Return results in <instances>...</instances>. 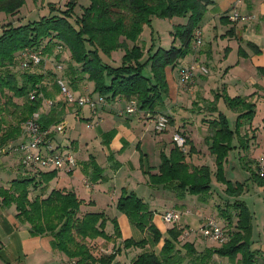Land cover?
<instances>
[{
    "label": "trees",
    "instance_id": "trees-1",
    "mask_svg": "<svg viewBox=\"0 0 264 264\" xmlns=\"http://www.w3.org/2000/svg\"><path fill=\"white\" fill-rule=\"evenodd\" d=\"M79 1L68 0L64 8L48 4V15L37 21L17 25L6 21L0 26V152L20 139L23 123L41 107L39 94L48 98L49 82L53 81L54 90L59 92L53 70L41 67L19 69V56L24 51L40 50L46 56L47 52L57 51L60 46L62 52L69 54L71 64L65 69L73 75L70 82L67 77L69 85L85 80L93 84L92 92L105 101L134 100L137 111L155 116L163 114L161 110L169 98L166 71L179 67L183 59L193 54L194 32L209 7L214 5L213 0H86V5H80ZM24 3L25 0H0V14L15 17ZM77 5L81 11L75 16ZM152 17L186 19L185 24L173 26L171 46L166 50L160 47L154 50L151 46L145 52L139 44L143 28L150 26ZM220 20L226 21L227 18L222 16ZM116 51L123 54L120 63L113 65L109 62L110 56ZM32 95L34 98L30 99ZM225 104L236 114L232 128L214 102L209 103L207 109L216 114L207 122L205 138L208 151L214 156V174L207 166L189 165L185 153L174 145L168 155H160L157 174H151L150 169L146 171L151 186H175L190 196H199L209 193L213 175L218 183L225 185L226 196L237 199L244 194L246 182L232 184L227 181L223 166L230 151L235 149L234 139L239 148L245 145L240 133L244 127L250 129L256 106L249 97L240 96L226 97ZM167 118L171 125L172 121ZM41 126L47 127L46 124ZM184 138L186 144H190L188 138ZM193 151L190 146L188 154ZM238 158L249 173L246 181L264 187V175L260 174L258 163L247 161L245 157ZM55 177L56 171H51L12 180L7 189L0 187L3 205L15 207L16 217L28 225L30 234L52 236L55 249L67 260L75 264H113L119 250L104 254L91 242L97 238L107 242L119 239L120 231L115 220L111 221L113 234L109 236L105 233V215L82 213L83 201L73 192L54 189L46 197L29 196L31 189L35 191ZM231 206L235 223L229 213L220 210L222 218L227 221L225 233L228 241L208 251L207 258L217 255L231 262L237 260L238 264H264V256L258 250L250 249L251 213L239 200ZM116 209L142 233L148 234V239L124 240L122 249L143 250L147 245L154 248L159 244L161 234L152 223L153 213L140 198L133 193H123ZM182 232L176 227L170 228L158 254L152 250L143 251L130 264H181L176 244ZM183 248L189 255L195 252L190 244L185 243Z\"/></svg>",
    "mask_w": 264,
    "mask_h": 264
},
{
    "label": "crops",
    "instance_id": "crops-1",
    "mask_svg": "<svg viewBox=\"0 0 264 264\" xmlns=\"http://www.w3.org/2000/svg\"><path fill=\"white\" fill-rule=\"evenodd\" d=\"M231 1L232 0H229V3ZM243 2L246 4L241 6ZM224 4H228V1ZM228 6L229 5H225L220 14V11L217 12L215 10L214 5L209 7V9H212V13L214 10L216 11L214 14L218 17L221 18L224 16L227 18L226 21L220 20V22L221 24L229 23L230 25L228 28L232 24L234 28L238 26L239 20L232 22L229 19V15L232 12H236L240 15L239 9L241 7L245 10L244 14H254L257 17H262L264 20V0L256 2L251 0H236L231 4L230 9ZM254 26V24L251 25L252 30ZM66 54L69 57L68 53H65V55ZM62 56L63 55L59 57L62 58ZM192 56L193 54L183 59L180 65H187L194 62L195 59H193ZM199 56L201 57L200 61H198L200 64V62H203L204 55ZM63 60L65 59L63 58ZM44 69H51V67L46 66ZM175 69L176 72L174 74L173 70ZM175 69L170 70L171 72L173 71L172 73L170 72L171 74H169L168 70L166 71L169 98L165 101V106L161 110V113L170 118L172 124L168 125L166 130L160 134L153 130L151 124L152 120L142 111H137L132 115H118L117 112L124 110L128 103L123 99L105 101L104 106H98L96 111H93L90 107H77L76 105L74 106L73 104L71 105L64 102L60 98L62 96L59 92H52L50 88L47 87L48 98H44L45 100H51L53 106L47 107L41 100V107L37 110L40 124H46L47 128L62 124L64 131L61 134H65L67 130L65 120L68 116L64 113L67 108L74 110V113L71 112L69 117H74L76 120L78 119L84 125L95 124V127L92 128L91 131L85 129L84 133L81 130L77 132L76 135L72 133L69 134L67 139H65V144L60 142L57 136L58 134H51L49 140L51 141L52 147L61 152L72 153L76 161L75 167L68 173L56 171V177L53 180L47 185L37 187L35 191L31 189L29 196L34 197L36 195H42V197H46L54 189L73 192L79 200L83 201V205L80 208L82 213H103L105 215L107 218L105 233L109 236L113 234V224L111 221L115 220L120 231L119 239L114 242H107L101 238H97L91 242L92 245L98 248L99 252H103L104 254H110L115 250H119L113 264H130L131 261L143 251L152 250L155 254L158 253L155 252L156 247L152 248L150 245H147L143 250L134 247L122 249V242L124 240L133 239L139 241L141 239H148V234L142 233L126 215L118 212L116 209L117 201L123 193H133L140 198L146 204L148 210L153 213L152 223L159 230L155 215L158 205L155 203V197L152 195V191L157 192L155 189L158 188V186H151L149 184L148 174L146 173V171L151 168V174H157L159 164L157 165V161H155L152 164L149 163L147 165V167L149 166L148 168L143 164L142 167L139 168V154H144V147H147L148 150L154 154L161 153L168 155L171 148L175 145L172 142V135L174 133H180L181 135L184 133L190 142V144H186V162L194 167L207 166L212 174L215 172L214 156L209 153L205 138L207 137V122L214 119L216 114L208 111V104L211 101H206L205 97L207 96L205 95L204 98L202 97L203 93L206 91V87H210L211 85V81L207 79L209 74L208 72L203 74L197 70L195 72V82L191 90H189V93H186L178 85V68ZM63 76L64 73L62 74V77ZM77 85H79L80 88L72 90L77 97L86 96V94L96 97L99 96L92 93V83L83 80L77 83ZM256 85L259 87L250 90L245 88L247 85L241 82L232 81L231 84H228V87H231L234 92L231 93L230 97L250 96L249 99L256 106V115L250 129L244 127L240 133V137L245 139V145H241L239 148L237 140L234 139L233 146L235 149L230 151L227 161L223 166L224 177L227 181L232 184L246 182L244 194L237 199L226 196L224 193L225 185L218 183L212 175L210 191L208 194L202 195L203 197L205 196L204 198L200 197L201 195L190 196L186 193V195H188V200H186L184 192L177 190L175 186L163 187L164 189H171L172 192H177V194L181 196L180 201L173 202V207L172 205L169 208L165 207L164 213L170 210H174L177 213L179 212V214L183 216H190L194 213L197 218H199L200 222H203L205 217L210 214L208 207L214 206L212 205V200L217 196L230 205L229 210L226 208L224 210L220 208V210L223 212L226 211L227 213L229 211V215H233L231 216L232 222L235 223V213L232 214L231 212V205L234 201L239 200L246 205L244 198L249 196L250 187L256 189L257 193L264 192V187H259L252 184L250 181H246L249 178V173L245 169L246 166L243 167L241 160L238 158L239 156L245 157L247 161L258 163L259 167L264 170V114H262V110L260 111L261 108L259 107L260 103L264 104V87L260 86L258 83H256ZM240 88L243 89L240 91ZM210 92L212 91L210 90ZM193 93L194 96L191 98L193 99L191 100L192 104H196V102L201 103V101L204 104V107H201L200 104L197 105L198 110L194 113L195 116L190 113L191 111L188 104V99H190L189 97ZM198 95H201V101H199L201 97ZM197 96L198 100H194ZM203 115H207V117ZM93 130L96 131L93 132ZM251 130H255V132H250ZM190 146L194 148V151L188 154ZM144 155L145 158H147V154L145 153ZM12 156L15 157V162H13L12 165L10 161H5L6 158L0 157V187L5 189H7L9 183L16 178H32L36 176L38 172H41H35L23 167V165H21L20 153H12ZM2 166H5L6 170L3 171ZM42 172L48 173L51 171ZM240 173H243V175L241 176ZM194 197H200L201 201L195 204L196 198ZM254 200L255 197L252 198V202ZM258 200H255L256 204L261 202L259 198ZM187 201L193 203L191 208H188L189 205ZM193 207L196 208L194 212L190 210ZM247 208L251 213L252 225L254 212L250 210L249 206H247ZM220 216L222 217L221 213ZM172 227H176L177 230L183 231L178 239V242L184 240V243L181 244L182 248H176L179 257H181V264L216 263L217 260H215V255H212L211 258L208 259L207 253L217 247L214 245H212V247H208L207 245L197 247L198 241L190 239L188 235H185L186 231L190 228L185 220H183V223H175L171 228ZM183 236L185 238H182ZM185 243L190 244L195 250L189 258H185L184 255V253H186V250L183 248ZM161 246L162 242L158 244V251H160ZM179 250H182V252L179 253ZM255 250H258L264 256V243H261ZM65 261H67V258L55 249L52 236H34L30 234L28 225L21 218L16 217L15 207L13 205H3L0 197V264H63ZM236 262L237 260L231 263L234 264Z\"/></svg>",
    "mask_w": 264,
    "mask_h": 264
},
{
    "label": "rangeland",
    "instance_id": "rangeland-1",
    "mask_svg": "<svg viewBox=\"0 0 264 264\" xmlns=\"http://www.w3.org/2000/svg\"><path fill=\"white\" fill-rule=\"evenodd\" d=\"M68 0H36L34 3L32 0H25L24 5L20 9L19 13L15 17L6 16L5 14H0V26L4 23L11 22L16 23L15 25L21 23L26 24L28 22L37 21L40 17L48 15V4H52L54 7L58 8H64L66 2ZM215 2L214 7L219 14L221 11H223V7L225 5H229V9L231 4L235 2L236 0H232L229 3V0H213ZM226 1H228V4H224ZM253 2L260 1V0H251ZM80 5H86V0L79 1ZM220 3V6H219ZM246 4L243 2L241 4ZM212 9H209L208 12L205 14L203 20L200 23V27L197 29L201 32V41L198 45H195V42L193 41V59L194 62L192 64H199L198 61H200L201 57L199 55H204L203 62H200V65L204 66L209 74L207 79L211 81L210 87H206V91L203 93V98L205 97L206 101H211L209 103L214 102V104L218 107L217 110L220 112H224L227 121L229 123V126L232 128L236 119V114L225 104V98H233L230 97L231 93H234L231 87H228V84H231L233 82H241L242 84H246L248 89H253L259 87L256 85L258 83L260 86L264 87V20L260 16H256L254 14H244V9L241 7L239 9L240 13V19L238 21V26L235 28L229 23L227 24H221L220 17L215 15V10L213 13L211 12ZM81 8L80 6H76L75 8V16L80 14ZM252 16L251 20L243 19L244 17ZM6 18V19H5ZM16 19H20L19 21ZM186 19L184 18H172V19H160L156 17L151 18L150 26H144L142 34H141V43H139L145 50H148L151 46H153V49L162 48V49H168L171 46L172 37L170 32L173 31V26L178 24H185ZM231 23V22H230ZM254 24V29H251V25ZM196 30V31H197ZM194 40V39H193ZM253 46V47H252ZM57 50V49H56ZM121 51L113 52L110 56V63L113 65H118L120 63V58L122 56ZM62 56L60 58L59 56ZM69 55V54H68ZM46 56L49 58H53L57 62L60 60V63L64 66L63 73L65 76L66 84L69 90H71V94L73 97H77L75 92L72 90L79 89V85H69V82L72 80L73 75L69 71H66V66L70 63L69 57L67 54L65 55V52L62 51H55L50 50V53L47 52ZM45 56V57H46ZM58 58L60 60H58ZM190 58V57H189ZM47 67H51L52 64L48 63L46 65ZM41 65V68L44 69V67ZM178 68V67H177ZM49 69V70H51ZM174 71V72H173ZM172 72L175 74L176 69ZM169 74L172 72L168 70ZM171 72V73H170ZM62 73V74H63ZM68 77V80H67ZM198 79V78H197ZM48 88H50V91L55 92L54 90V82H49L47 85ZM192 87V86H191ZM243 88H240V91ZM191 90V88H190ZM210 90L212 92H210ZM186 93H189V91H185ZM93 93V92H92ZM200 94V93H197ZM87 96H90L92 99H96V96H91L89 94H86ZM194 96V93L190 95V99H188V104L190 107V113L194 115V113L198 110L197 105L200 104L201 107H204L203 102L201 101L202 97L199 99L201 103L192 104L191 99ZM198 96L194 100H198ZM96 97V98H95ZM250 97V96H249ZM64 102L66 100L63 97H60ZM216 99V101H215ZM190 101V102H189ZM72 105V104H71ZM74 105V104H73ZM75 106V105H74ZM199 106V108H200ZM84 108H88L87 106H83ZM259 107L262 110V114H264V104L260 103ZM98 108V107H97ZM218 111V112H219ZM74 113L73 109L67 108L65 109V114L68 116L65 120L66 124V132L65 134H58V138L62 144H65L69 134L76 135L77 132L83 131L85 132V129H89L91 131L92 128H94L95 124L91 125H84L82 124L78 119H74V117H69L70 113ZM261 113V112H260ZM162 115L166 116L165 114H156L153 116V118ZM207 117V115H203ZM167 117V116H166ZM75 120V121H73ZM152 127L154 126L153 121H151ZM169 125V124H168ZM205 126V125H204ZM86 127V128H85ZM168 127V126H167ZM203 127V126H202ZM154 130V129H153ZM96 130H93L95 132ZM204 132V131H203ZM250 132H255V130H251ZM160 134V133H159ZM184 135V133H182ZM182 135V136H183ZM201 135V131H200ZM185 136V135H184ZM186 137V136H185ZM202 137V136H201ZM187 138V137H186ZM144 154H147V158H145L144 154H139V168L142 167V164L146 167L149 163H154L157 161V165L160 163V155L154 154L153 152H150L147 147H144L143 150ZM10 154V155H9ZM9 155V156H8ZM0 157L6 158V162L10 161L11 165L13 162H15V157L12 156V153L1 151ZM189 157V156H188ZM212 157V156H211ZM213 158V157H212ZM3 171L6 170L5 166H2ZM151 170V168H149ZM241 176L243 173H240ZM156 191H152L153 197H155V203L158 205L156 218H157V224L159 225V232L161 234V240L160 242L164 241V239L168 238V229L171 228V226H174V224H168L164 222L162 214L164 213V208L166 207H173V202L180 201L181 196L177 194V192H172L171 189H164L163 187L156 188ZM256 189H253L250 187L248 194L249 196H246L244 198V201L246 202V205L250 207V210L254 212V217L250 229V238H249V244L250 249L255 250V248H258V246L261 245V243H264V192L257 193ZM255 192V193H254ZM254 193V194H253ZM32 197V196H31ZM184 197L186 200H188V195L184 192ZM200 197H203L202 195ZM200 197H194L196 198V203L198 204L201 200ZM205 197V196H204ZM203 197V198H204ZM255 197V200L260 199L261 202H258L256 204L255 200L252 202V198ZM259 201V200H258ZM183 203V202H182ZM189 207L191 208V205L193 204L191 201H187ZM254 203V204H252ZM223 199H220L219 197L215 196L212 200V205L209 206L208 209L210 211V214L207 215L210 217L215 218L219 226L224 230L227 231V221L220 216V208L224 210L225 208L229 210L230 205ZM193 206V205H192ZM195 207V206H194ZM192 208L193 212L196 211V208ZM181 208V207H179ZM232 209V208H231ZM170 210V209H168ZM232 214H234V210L232 209ZM250 212V211H249ZM229 213V211H228ZM201 214V213H200ZM233 216V215H231ZM178 221L176 223H183V220L186 221V223L190 226L189 230L186 231L185 235H188L190 239L197 240V247H203L207 245L208 247H212L214 245L215 247L222 246L218 243L207 241L203 235L201 230V224L203 222H200L199 218L193 213L192 215H180L178 212ZM153 219V218H152ZM160 219V220H158ZM162 222V224H161ZM230 227V226H229ZM187 236V237H188ZM186 237V238H187ZM182 238H185L184 236ZM159 242V243H160ZM184 243V240H181L177 243L176 248H182V245ZM155 252H158V244L155 246ZM182 250H179V253H181ZM157 253V254H158ZM185 258H189V254L186 252L184 253ZM216 263L214 264H232L231 261L227 258L218 257L215 255ZM234 264H238L237 262Z\"/></svg>",
    "mask_w": 264,
    "mask_h": 264
},
{
    "label": "built area",
    "instance_id": "built-area-1",
    "mask_svg": "<svg viewBox=\"0 0 264 264\" xmlns=\"http://www.w3.org/2000/svg\"><path fill=\"white\" fill-rule=\"evenodd\" d=\"M241 17L238 13L232 12L229 15L230 21L234 22ZM243 19L251 20L252 16L244 17ZM201 41V32L199 30L194 32V42L198 45ZM57 51H61V47H57ZM48 63L52 64V69L56 73V86L59 94L66 100V103L74 104L77 107L87 106L93 111H96L98 106H104L105 100L103 97L98 96L92 99L90 96L73 97L67 84L62 77L64 66L60 62L53 60V58L45 57L40 50H26L18 60V66L21 70H28L32 67L46 66ZM178 85L184 91H189L195 82V72L199 70L201 73L206 74L207 69L200 64L189 63L187 65H180L178 67ZM39 97L47 107H52L51 100H45L42 94ZM34 95L30 97L33 99ZM137 112V105L134 100L129 101L124 110L118 111V115H132ZM146 116L154 123L153 129L156 133H162L168 126V118L166 116H157L146 113ZM39 113L34 112L22 125V133L20 139L16 143H10L6 151L9 153L21 154V165L32 171H64L71 172L75 167L76 161L72 153L61 152L52 147L49 137L51 134H61L64 131L62 124H57L52 127L43 128L38 121ZM172 142L183 153L186 149V141L184 136L180 133L172 135ZM260 174L264 175L263 168H260ZM164 222L168 224H175L178 221V213L174 210L165 212L163 215ZM202 235L207 241L218 243L219 245L225 244L228 241V236L225 231L219 226L215 218L205 217L201 225ZM63 264H75L74 261L67 260Z\"/></svg>",
    "mask_w": 264,
    "mask_h": 264
},
{
    "label": "bare ground",
    "instance_id": "bare-ground-1",
    "mask_svg": "<svg viewBox=\"0 0 264 264\" xmlns=\"http://www.w3.org/2000/svg\"><path fill=\"white\" fill-rule=\"evenodd\" d=\"M160 116V115H159Z\"/></svg>",
    "mask_w": 264,
    "mask_h": 264
}]
</instances>
